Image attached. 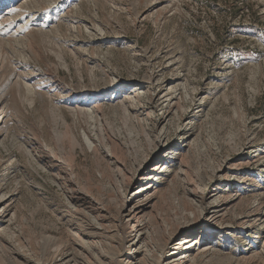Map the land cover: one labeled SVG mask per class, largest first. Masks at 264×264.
<instances>
[{
  "label": "rangeland",
  "instance_id": "obj_1",
  "mask_svg": "<svg viewBox=\"0 0 264 264\" xmlns=\"http://www.w3.org/2000/svg\"><path fill=\"white\" fill-rule=\"evenodd\" d=\"M54 1L17 13L46 21L48 27L60 23L58 34L69 42L37 43L43 57L31 61L43 75L46 90H41L52 98L35 99L31 108L28 100L9 101L15 118L7 137L0 139V184L15 198L8 208L0 205L1 213L12 215L0 242V264H40L58 247L73 255L74 264H109L111 258L125 264L127 229L119 223L123 173L134 175L145 158L150 165L167 152L173 160L149 187L158 189V221L190 229L194 219L182 214L191 203L186 191L208 198L218 192V180L226 177L234 184L220 188L225 196L231 194L223 219L231 226L221 238L213 237L214 251L193 264H264L258 254L264 225L249 229L251 221L241 222L252 204H264V0H97L81 5L77 14L83 22L77 27L82 30L72 31L61 15L83 0H68L66 10L54 6L62 0ZM54 78L67 89L61 98L51 95L56 87L47 89ZM176 83L183 86L170 112L150 100L154 90ZM81 90L96 95L87 106L97 104L93 119L73 112ZM161 142H166L163 148ZM41 150L70 170L61 169L59 175L48 170L37 157ZM236 162L242 165H232ZM65 173L79 193L73 199ZM211 210L206 207L197 218ZM91 219L100 226L94 233L86 228ZM74 227L84 231L80 245L71 242ZM178 233L159 229L149 236L151 247L139 250L137 263L157 264L160 256L168 257Z\"/></svg>",
  "mask_w": 264,
  "mask_h": 264
},
{
  "label": "bare ground",
  "instance_id": "obj_2",
  "mask_svg": "<svg viewBox=\"0 0 264 264\" xmlns=\"http://www.w3.org/2000/svg\"><path fill=\"white\" fill-rule=\"evenodd\" d=\"M67 1L68 0H62V2L58 1V4L54 6L59 9L66 10ZM96 1L97 0H83L81 3H79L75 7L73 6V9L68 8L69 10L67 9V11H65V13L61 15V16H64L65 14L66 18H68V21L66 22H68L67 24H68L69 29L67 31H70V30L72 31L77 28L82 30L81 27H77L78 26L77 23L83 22L82 17H80L77 14L78 10L81 9V5L83 3L96 4ZM53 2H56V1L54 0H0V139L1 138L5 139L7 137V135L9 134V130L11 128L10 122L13 120V118H15L13 115V110L11 109V107L13 106L12 104L9 103V101H11L12 98L17 99V102L19 104L20 102H22L21 100H28L30 104L29 105L30 108L32 106V101H34L35 99L42 98V97L44 98L47 96L49 98H52L49 96V93H47L46 91H43L44 88L41 87V84H42L41 80H44L43 75L40 72H38V70L35 69L34 66L31 65V61L38 60L41 57H43L42 52L41 50H39L37 43L50 44L51 46L52 44H59L60 46H65V44H67L69 40L67 41V38H65L62 34H58L59 28L61 26L60 23L48 27V24L46 21L39 22L38 20L33 18V16L31 15L29 16V18L19 17L17 13H20V11L24 9L25 10H32L34 8L41 9L47 5L54 4ZM47 75L49 76L52 74L47 73ZM49 78L51 80V78L53 77H48L46 78V80H48ZM54 79H52V81ZM52 81L47 82V84L45 83L46 86L48 87L47 89L51 90V88L56 87L54 88L56 90L55 93L51 95H53L56 98H61L60 96L65 95L67 89L66 88L62 89V86H63L61 85L62 83L57 82L56 79L54 80L55 82L54 81L52 82ZM135 85L137 84H134V85L132 84V87ZM180 85L182 84L176 83V84H173V86L170 85L171 87L167 88L166 90L160 89V91H157V92L156 90H154L150 94V100L151 101L155 100V102H160L161 104H163L164 108L170 112V109L177 106L178 100L180 98L179 94H177L179 93L178 89L179 87H181ZM123 86L126 87L128 85H123ZM41 88L43 89L41 90ZM13 91L15 92L13 93ZM134 92H135V88L132 91L133 96H138L139 93L138 92L134 93ZM67 94L69 97L72 96L71 97L72 99L73 98L76 99V97L74 96L75 94L70 93V92ZM9 95H11L10 98L8 97ZM79 97L80 99L76 101L75 106H73L74 107L73 112H75L76 114L78 113L86 114L90 119H93L96 114L95 112L98 111L96 110L97 104L96 105L92 104L90 109H87V106H89V103H88L89 101L95 102L97 100L95 93L92 91L85 90L84 92V90H81ZM122 97L125 99L127 98L124 95ZM82 137L85 141H87L88 147H91L92 143L87 133L82 132ZM165 145H166V142H163L162 144H158V147L163 148ZM169 154L171 153L167 152L165 154H162L161 158H157L156 162L150 165H148L150 162L149 157L145 158L143 162L137 164L134 175L133 174L127 175L123 173V177L121 179L123 180L122 181L123 182V189H122L123 207L121 208V211H122L121 221H119V223H120L121 228L124 229V227H126L127 229V231L124 232V236L122 238V241L125 247V253L122 254L123 257L121 258V260L122 261L126 260L125 264H138L137 262L139 260L136 258V256H138L139 250L143 247H146L149 244L148 243V238H150L149 236L152 237L153 234H156V233L158 234L159 229L162 231V233H165L169 230H171V232H174V231L177 232L179 230V233H178L179 238L177 242L171 245V252L170 253L168 252L169 256L168 257L160 256V259L157 261V264H193L196 258H201V257L202 259L207 258L209 254H211V252L214 251L213 242H211L213 237L216 235L218 236V238H221L225 234L226 229H229V227L231 226L229 223L223 220L225 205L231 201V198H230L231 194L228 197L225 196V194H223L220 188L222 185H225V187L227 186L228 189H231L232 186L234 185L232 179L226 178V177L222 180H218L217 186L215 188L216 189L215 191H218V192L210 194L208 198H204L203 196L198 197L192 190L186 191L188 194L192 195L190 199L191 203H190V206L189 205L183 206L182 214H185L188 217L191 216L194 219L192 221L193 223L191 226L192 228L183 230V228H180L179 227L180 225L178 224L172 225L171 223L164 222L163 220L158 221V219L160 218L156 216V213H155L156 203L154 200L156 197V194L158 193V189L154 187L153 190L150 191L149 187H150V183L152 182V179H157L158 177L157 176L156 178H154V176H156L157 174L159 175L163 174L165 168L167 167V165H169L168 160H173L172 158L174 156H169V158H166ZM258 156L259 154L253 156V158H255L253 162L256 163L257 161H260L258 160ZM37 157L42 158L47 169L50 170L51 172H54L55 174L57 173V175H59L61 169H62V172L64 169L66 170L65 168L66 164L64 162L62 163V161H60L61 160L60 158H59L60 160L57 159L56 155L49 153L48 150L39 151V155H37ZM249 161L250 160H248L247 162ZM179 164L180 165L182 164L181 160ZM67 165L69 164L67 163ZM232 165L234 166L239 165L240 167L242 164L236 162V163H233ZM117 168L118 167L116 164V170ZM68 169L70 170V168ZM182 170H180V172H182L183 175L186 174L185 172L186 170H183V171ZM70 179H72L71 176L69 175L67 176V173H65L63 180L64 182L68 183V185L66 186H68L67 188L69 189V191H71L69 194L70 196L69 198L73 199L74 195L76 194L79 195V193L71 187ZM248 179L249 178H246L243 181H246ZM154 181H157V180H154ZM14 198H15L14 194L4 191L3 186L0 184V205L2 204L1 206L2 210L4 208H8L10 202L14 200ZM209 206H211L212 210L200 217V220L201 219L203 220L202 222L203 224L202 225L197 224L200 221L197 217L203 214L205 212V208ZM252 206L253 207L252 208L250 207V210L247 211L246 215L244 214L242 218L243 221H241V222H245L246 220H247L246 222L251 221L250 223H248L249 229H252L253 226H257V225L263 226L264 225L263 224L264 222L263 221L264 220L263 202L258 201L256 204L254 205L252 204ZM78 212L82 215V216L80 215L81 217L84 216L85 218H87L88 216L87 213H84L80 210H78ZM11 218H12V215L7 214V212L5 211H3L2 213L0 212V242L3 241V235H5L4 232L7 231V229L9 228ZM153 222L157 223L156 225L157 229L155 228L156 231L153 229V226H154ZM86 223L88 224V226L85 224L87 226L86 228L88 230L87 231L88 233H92V232L94 233L95 231H97V229H100L99 228L100 226L97 227L93 219H91V221L86 222ZM199 228L200 230H197ZM71 231H73L72 236L70 238L72 244L80 245L81 242L83 241V238H85L84 233H83L84 231L82 232L81 228H76V227L72 228ZM259 231H261V234H263L264 226ZM88 237L89 236H87L86 238ZM148 246L150 248L151 244H149ZM87 247L86 249H88ZM258 252H259L258 254L262 257L264 261V238H263L262 244ZM54 254H53L54 256H51V258H48V259L46 258L43 261H41V263L40 262L39 263L40 264H74L73 255H71V253H68V252L61 253L60 247H58L55 250ZM87 260L89 261V259ZM116 260L111 258V260L109 261V264H116ZM132 260L134 261L132 262Z\"/></svg>",
  "mask_w": 264,
  "mask_h": 264
}]
</instances>
